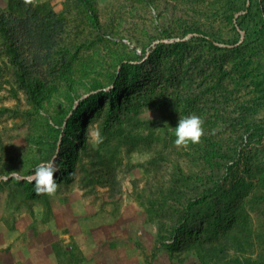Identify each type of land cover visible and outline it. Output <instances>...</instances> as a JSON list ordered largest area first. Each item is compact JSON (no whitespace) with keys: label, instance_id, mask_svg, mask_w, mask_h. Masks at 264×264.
<instances>
[{"label":"rangeland","instance_id":"1","mask_svg":"<svg viewBox=\"0 0 264 264\" xmlns=\"http://www.w3.org/2000/svg\"><path fill=\"white\" fill-rule=\"evenodd\" d=\"M12 1L0 0V13ZM37 2L50 5L65 30L50 66L33 63L28 42L20 50L59 91L42 107L31 103L0 36V264H23L13 253L28 251L52 203L78 197L102 226L118 222L100 230L119 236L100 264H264V0H91L100 31L82 0ZM160 23L170 28L162 38ZM120 51L133 67L129 96L118 103L101 92L112 88L105 58ZM95 79L108 86L78 121L75 163L59 166L51 152L59 118L78 106L75 92L81 100L95 94ZM191 114L203 119L204 134L177 146L174 127ZM42 162L56 169L52 194L32 180ZM194 186L219 192L176 237L172 208ZM59 249L62 264L80 256L75 244Z\"/></svg>","mask_w":264,"mask_h":264},{"label":"trees","instance_id":"2","mask_svg":"<svg viewBox=\"0 0 264 264\" xmlns=\"http://www.w3.org/2000/svg\"><path fill=\"white\" fill-rule=\"evenodd\" d=\"M38 0H13L10 3L8 11L0 13V36L4 40L5 47L4 52L8 56L10 63L16 69L14 74L17 78V83L20 88L27 94L28 99L31 103L37 107H42L45 99L50 95L58 93V88H52L46 86L45 83L38 78L33 72L31 66L26 62L23 56L20 45L21 41L24 40L29 43L33 49V63H40L42 65L50 66V59L59 42L60 34L65 30V20L60 17L56 12L52 10L50 5L47 3L41 4ZM83 5L91 16L92 24L97 31L102 29L100 22H98L96 11L94 10L91 0H82ZM23 26L24 33L19 34L18 28ZM161 31L157 33L162 37L167 36L169 27L159 24L157 25ZM162 33V35H161ZM251 36L247 38L241 46L249 45ZM264 47V45H261ZM263 53L264 51H260ZM122 52L116 53L112 58H105L109 68L105 70V75L109 78L112 88L110 91L101 92L105 95L118 98V103L122 102L129 96V85L130 75L127 70L133 67L130 65L129 58H121ZM136 59V57H134ZM58 80L65 85V87L72 88L73 79L68 76H61ZM108 86V85H107ZM106 84L103 80L95 79L90 93H95L86 99L81 100L78 92H75L71 97V102L79 101L78 106L74 109H70L72 114L67 118L69 113L64 116H60L57 124V135L53 140L51 152L52 156L57 153V160L55 164L61 166L62 161H69L74 164L77 159V153L75 147L77 144V137L79 133L78 121L84 117V114L92 106L96 100V93L104 90ZM72 106V105H71ZM85 129L80 134H83ZM81 144V142H80ZM51 156V157H52ZM211 160L214 158L218 160L217 156H210ZM223 157H227L224 155ZM61 164V165H60ZM219 169H222L220 167ZM225 173H229L225 171ZM219 190L217 187L199 188L194 186L190 189H185L184 193L181 194L180 198L177 199V203L173 206L172 210L174 215L179 217L177 223L173 226L175 236L178 237L179 233L183 231V223L188 222L189 218L192 219L194 224H198V215L195 212L199 209L204 210L209 206L212 201L216 198ZM199 224V228L205 227V222ZM172 243V246L174 245ZM54 251L57 254L61 263V251L60 244L56 243L53 245ZM169 250L171 249L168 248ZM80 256L77 258H70V262L73 264H79L85 260L82 252L79 250ZM62 264V263H61Z\"/></svg>","mask_w":264,"mask_h":264},{"label":"crops","instance_id":"3","mask_svg":"<svg viewBox=\"0 0 264 264\" xmlns=\"http://www.w3.org/2000/svg\"><path fill=\"white\" fill-rule=\"evenodd\" d=\"M52 204L53 215L50 221L41 225L38 233L33 234L32 239L28 240H32L31 245L27 247L28 251H23L22 254L20 252L13 253L11 261L14 262L13 259L21 260L23 264H61L53 248L54 244L60 243L66 248L71 244L76 245L85 258L79 264H100L102 255L106 251H112L115 239L119 238L116 232L112 234L109 231V235H106L108 232L103 231L102 235L100 230L101 228L113 230L117 227L118 222L110 221V225L102 226L103 221L94 219L96 217L93 210L87 206L82 197L68 199L60 204L57 200ZM28 235H31L30 231L27 233V237ZM107 246L108 248H106ZM3 264H6L5 258H3Z\"/></svg>","mask_w":264,"mask_h":264},{"label":"clouds","instance_id":"4","mask_svg":"<svg viewBox=\"0 0 264 264\" xmlns=\"http://www.w3.org/2000/svg\"><path fill=\"white\" fill-rule=\"evenodd\" d=\"M203 123V119L196 114L180 118L174 127V143L177 146L198 143L204 134ZM91 139L96 145L103 142V137L98 129L91 132ZM55 171L51 162H42L36 166L32 180L36 183L37 192L52 194L56 191L57 184L53 177Z\"/></svg>","mask_w":264,"mask_h":264}]
</instances>
